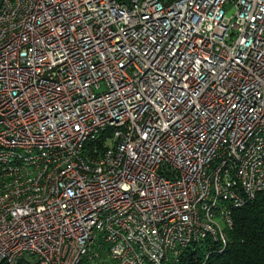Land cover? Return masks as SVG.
<instances>
[{
    "label": "built area",
    "instance_id": "obj_1",
    "mask_svg": "<svg viewBox=\"0 0 264 264\" xmlns=\"http://www.w3.org/2000/svg\"><path fill=\"white\" fill-rule=\"evenodd\" d=\"M261 192L264 0H0V264L208 259Z\"/></svg>",
    "mask_w": 264,
    "mask_h": 264
},
{
    "label": "trees",
    "instance_id": "obj_2",
    "mask_svg": "<svg viewBox=\"0 0 264 264\" xmlns=\"http://www.w3.org/2000/svg\"><path fill=\"white\" fill-rule=\"evenodd\" d=\"M233 220L231 241L223 253L209 252L207 259L204 247L198 246L192 257L184 259V264H264V192L246 206L235 209ZM95 264L115 263L110 260Z\"/></svg>",
    "mask_w": 264,
    "mask_h": 264
},
{
    "label": "rangeland",
    "instance_id": "obj_3",
    "mask_svg": "<svg viewBox=\"0 0 264 264\" xmlns=\"http://www.w3.org/2000/svg\"><path fill=\"white\" fill-rule=\"evenodd\" d=\"M232 7H233V3H229L228 6H227V9H228V10H231Z\"/></svg>",
    "mask_w": 264,
    "mask_h": 264
},
{
    "label": "water",
    "instance_id": "obj_4",
    "mask_svg": "<svg viewBox=\"0 0 264 264\" xmlns=\"http://www.w3.org/2000/svg\"><path fill=\"white\" fill-rule=\"evenodd\" d=\"M234 12H235V11L232 10L231 12L228 13V16H229V17L232 16V15L234 14Z\"/></svg>",
    "mask_w": 264,
    "mask_h": 264
}]
</instances>
